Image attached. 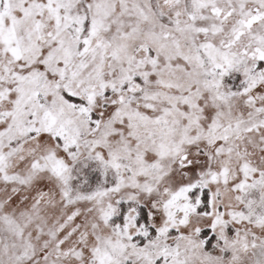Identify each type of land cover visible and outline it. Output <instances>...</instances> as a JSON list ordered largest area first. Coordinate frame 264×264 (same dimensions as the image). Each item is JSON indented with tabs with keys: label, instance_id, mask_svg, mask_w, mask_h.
I'll return each instance as SVG.
<instances>
[{
	"label": "snow or ice",
	"instance_id": "6c2138e0",
	"mask_svg": "<svg viewBox=\"0 0 264 264\" xmlns=\"http://www.w3.org/2000/svg\"><path fill=\"white\" fill-rule=\"evenodd\" d=\"M0 264H264V0H0Z\"/></svg>",
	"mask_w": 264,
	"mask_h": 264
}]
</instances>
